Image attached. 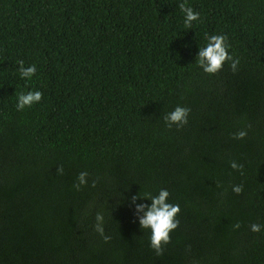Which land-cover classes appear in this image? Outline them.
<instances>
[{
  "label": "trees",
  "instance_id": "1",
  "mask_svg": "<svg viewBox=\"0 0 264 264\" xmlns=\"http://www.w3.org/2000/svg\"><path fill=\"white\" fill-rule=\"evenodd\" d=\"M180 3L200 13L191 28ZM205 34L227 36L235 72L199 67ZM29 91L42 100L18 111ZM177 106L188 123L168 128ZM161 189L180 213L158 256L136 204ZM251 224L264 226V0H0V264H264Z\"/></svg>",
  "mask_w": 264,
  "mask_h": 264
},
{
  "label": "clouds",
  "instance_id": "2",
  "mask_svg": "<svg viewBox=\"0 0 264 264\" xmlns=\"http://www.w3.org/2000/svg\"><path fill=\"white\" fill-rule=\"evenodd\" d=\"M179 8L184 14V25L186 28H191L192 23L200 19V13L193 10L192 7L186 6L185 3H180ZM205 39L207 41L204 47L199 48L197 54V63L199 67L207 74H215L219 72L226 61H231L230 67L233 72L237 70V65L239 64L238 59H234L232 55L229 54L228 49L230 45L227 43V36L222 34H205ZM19 74L21 78L31 79L36 73V65L32 64L28 67L24 66V61H19ZM43 98V93L40 91H29L27 93L21 92L18 95V100L16 108L18 111H22L25 107H31L33 104L39 103ZM190 112L189 108L177 106L175 109L164 116L165 124L168 128H171L173 124L176 127L182 128L188 123L187 117ZM247 135L246 130H240L233 135V139H243ZM233 169L240 170L242 165H238L235 161L231 162L230 165ZM57 174L63 175V168H57ZM241 174H243L241 172ZM87 172L79 173L77 179L78 184L74 187L80 190L81 185L87 184L86 177ZM95 187V181L92 184ZM233 192L240 194L243 191L242 185H234ZM169 197V192L166 189H161L157 196H148L147 198L151 200V204H136V211L142 212L143 215L140 217L139 224L141 228L151 229L150 236V247L155 250V253L159 256L163 254L164 245L170 243V233L179 226V220L176 219L177 215L180 213V207L178 204L167 203ZM140 198L133 196L132 202ZM95 230L101 235L105 242H108L111 237L104 235L102 214L97 213ZM234 228H239L240 224L236 223L233 225ZM264 227L260 224H251L250 230L252 232H260L261 228Z\"/></svg>",
  "mask_w": 264,
  "mask_h": 264
}]
</instances>
